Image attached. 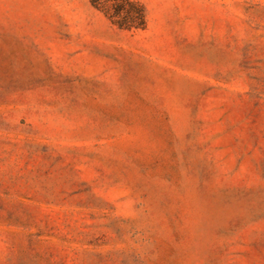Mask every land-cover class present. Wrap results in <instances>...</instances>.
I'll return each instance as SVG.
<instances>
[{"label": "rangeland", "instance_id": "obj_1", "mask_svg": "<svg viewBox=\"0 0 264 264\" xmlns=\"http://www.w3.org/2000/svg\"><path fill=\"white\" fill-rule=\"evenodd\" d=\"M0 0V264H264V0Z\"/></svg>", "mask_w": 264, "mask_h": 264}, {"label": "trees", "instance_id": "obj_2", "mask_svg": "<svg viewBox=\"0 0 264 264\" xmlns=\"http://www.w3.org/2000/svg\"><path fill=\"white\" fill-rule=\"evenodd\" d=\"M91 4L120 29H144L147 24L145 7L133 0H90Z\"/></svg>", "mask_w": 264, "mask_h": 264}]
</instances>
